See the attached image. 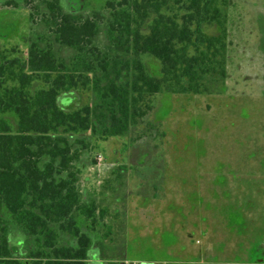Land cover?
<instances>
[{
    "label": "rangeland",
    "instance_id": "374dc122",
    "mask_svg": "<svg viewBox=\"0 0 264 264\" xmlns=\"http://www.w3.org/2000/svg\"><path fill=\"white\" fill-rule=\"evenodd\" d=\"M45 1L0 0V64L13 62L0 78L3 134L17 132L15 108L57 74L29 67L31 44L66 62L64 74L81 72V54L54 41ZM105 1L59 0L67 13L101 11L107 18ZM179 6L167 0L161 13L180 18ZM225 9L223 84L200 94H135L140 111L119 136L64 135L72 155L63 176L71 172L82 199L102 213L92 230L78 220L92 241L86 264H264V0H229ZM154 18L136 16L143 35ZM100 27L94 43L102 49ZM202 31L214 35L217 28ZM140 61L160 77L159 61L147 55ZM96 102L91 86L80 82L58 91L57 106L66 113ZM59 243L75 246L63 234ZM9 246L15 257H26L33 238L10 224Z\"/></svg>",
    "mask_w": 264,
    "mask_h": 264
},
{
    "label": "trees",
    "instance_id": "16d2710c",
    "mask_svg": "<svg viewBox=\"0 0 264 264\" xmlns=\"http://www.w3.org/2000/svg\"><path fill=\"white\" fill-rule=\"evenodd\" d=\"M44 3L54 41L81 54V72L64 74L67 63L58 64L50 49L29 47V67L57 74L47 89L15 108L17 132L0 133V264H24L25 258L32 264H86L92 241L78 220L87 221L92 230L102 213L95 201L82 199L71 172L63 176L72 155L65 134L122 135L140 111L135 94L206 93L226 78L229 0H175L183 10L180 18L161 13L167 0H106L107 18L101 11L67 13L59 0ZM148 13L155 18L143 35L136 16ZM101 25L107 39L102 49L94 43ZM204 25L217 33L207 35ZM144 55L159 61L160 77L148 74L140 61ZM7 66L13 62L0 64V78ZM79 82L91 86L97 102L63 112L57 106L58 91ZM10 224L33 238L34 248L26 257H15L10 250ZM60 234L71 237L75 246L61 245Z\"/></svg>",
    "mask_w": 264,
    "mask_h": 264
}]
</instances>
